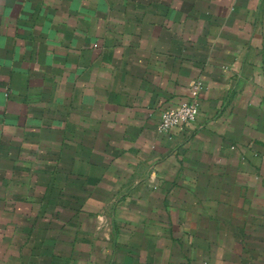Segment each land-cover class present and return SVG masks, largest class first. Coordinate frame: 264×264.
Segmentation results:
<instances>
[{
	"label": "crops",
	"instance_id": "1",
	"mask_svg": "<svg viewBox=\"0 0 264 264\" xmlns=\"http://www.w3.org/2000/svg\"><path fill=\"white\" fill-rule=\"evenodd\" d=\"M0 264H264V0H0Z\"/></svg>",
	"mask_w": 264,
	"mask_h": 264
},
{
	"label": "built area",
	"instance_id": "2",
	"mask_svg": "<svg viewBox=\"0 0 264 264\" xmlns=\"http://www.w3.org/2000/svg\"><path fill=\"white\" fill-rule=\"evenodd\" d=\"M203 83L192 80L190 83V94L182 103L165 108L162 111L158 125L159 132L171 135L175 130L182 129L186 124L193 121L200 110V91Z\"/></svg>",
	"mask_w": 264,
	"mask_h": 264
}]
</instances>
